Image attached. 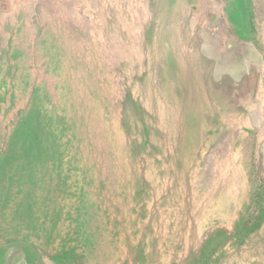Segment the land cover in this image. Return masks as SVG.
<instances>
[{
    "label": "rangeland",
    "instance_id": "374dc122",
    "mask_svg": "<svg viewBox=\"0 0 264 264\" xmlns=\"http://www.w3.org/2000/svg\"><path fill=\"white\" fill-rule=\"evenodd\" d=\"M19 263L264 264V0H0Z\"/></svg>",
    "mask_w": 264,
    "mask_h": 264
},
{
    "label": "bare ground",
    "instance_id": "6f19581e",
    "mask_svg": "<svg viewBox=\"0 0 264 264\" xmlns=\"http://www.w3.org/2000/svg\"><path fill=\"white\" fill-rule=\"evenodd\" d=\"M219 12H220V11H219ZM198 26H199V25H198ZM203 33H204V32H203ZM235 62H236V61H235ZM232 63H233V62H232ZM235 193H236V192H235ZM121 247H122V248L125 247L124 243H122V244L120 245V248H121ZM122 248H121V249H122ZM50 256H51V255H49V257H50ZM49 257H48V258H49ZM19 264H20V263H19Z\"/></svg>",
    "mask_w": 264,
    "mask_h": 264
}]
</instances>
